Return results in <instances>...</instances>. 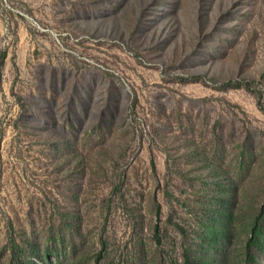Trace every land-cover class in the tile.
<instances>
[{"label":"rangeland","instance_id":"obj_1","mask_svg":"<svg viewBox=\"0 0 264 264\" xmlns=\"http://www.w3.org/2000/svg\"><path fill=\"white\" fill-rule=\"evenodd\" d=\"M0 264H264V0H0Z\"/></svg>","mask_w":264,"mask_h":264},{"label":"trees","instance_id":"obj_2","mask_svg":"<svg viewBox=\"0 0 264 264\" xmlns=\"http://www.w3.org/2000/svg\"><path fill=\"white\" fill-rule=\"evenodd\" d=\"M157 230H158V227H157Z\"/></svg>","mask_w":264,"mask_h":264}]
</instances>
